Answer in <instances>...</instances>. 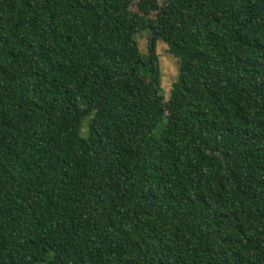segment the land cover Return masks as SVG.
<instances>
[{
  "label": "trees",
  "instance_id": "obj_1",
  "mask_svg": "<svg viewBox=\"0 0 264 264\" xmlns=\"http://www.w3.org/2000/svg\"><path fill=\"white\" fill-rule=\"evenodd\" d=\"M133 2L0 0V264H264V0Z\"/></svg>",
  "mask_w": 264,
  "mask_h": 264
},
{
  "label": "rangeland",
  "instance_id": "obj_2",
  "mask_svg": "<svg viewBox=\"0 0 264 264\" xmlns=\"http://www.w3.org/2000/svg\"><path fill=\"white\" fill-rule=\"evenodd\" d=\"M166 0H135L131 6V10L138 14L144 15L150 19L155 17L159 7ZM136 42L139 51L142 54L146 53L147 34L140 33L136 36ZM156 53L158 55V65L160 71V86L162 89L163 97L166 99L172 83L177 76V63L176 60L167 53L166 46L160 42L156 44ZM126 71L136 74L138 66L134 62L126 63Z\"/></svg>",
  "mask_w": 264,
  "mask_h": 264
}]
</instances>
